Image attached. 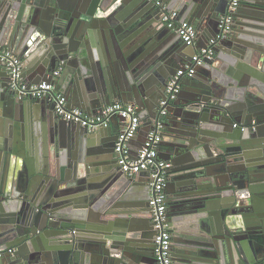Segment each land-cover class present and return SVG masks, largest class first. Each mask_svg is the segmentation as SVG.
I'll return each mask as SVG.
<instances>
[{"label":"water","instance_id":"obj_1","mask_svg":"<svg viewBox=\"0 0 264 264\" xmlns=\"http://www.w3.org/2000/svg\"><path fill=\"white\" fill-rule=\"evenodd\" d=\"M218 1L0 0V46L71 108L135 104L145 134L168 78L199 48L164 25L161 7L213 35ZM239 9V30L164 117L171 264H264V0ZM9 82L0 63L2 264H156L148 180L137 186L114 158L122 119L90 130Z\"/></svg>","mask_w":264,"mask_h":264},{"label":"built area","instance_id":"obj_2","mask_svg":"<svg viewBox=\"0 0 264 264\" xmlns=\"http://www.w3.org/2000/svg\"><path fill=\"white\" fill-rule=\"evenodd\" d=\"M240 0H227L225 10L218 15L215 32L203 47L198 48L191 61L179 68L167 80L165 98L159 103L157 117L150 123L143 140L134 153L131 141L141 127L137 106L132 103L111 102L101 106L95 114H87L80 108L68 106L66 96L51 82L29 83L23 77L24 65L22 60L10 50L0 46V63L9 77L12 90L21 97L41 98L53 105L54 113L61 119L79 123L90 130L106 127L111 118L118 115L122 119V129L114 144V158L119 170L126 175L146 172L149 184L148 210L151 215L154 230V258L156 264H171V233L167 222V168L169 162L161 159L158 149L162 141L165 116L169 102L173 101L182 89L184 79L194 77L197 69L214 60L215 48L231 37L234 14ZM160 19L164 25L177 34L185 44H194L197 39L195 24L189 20H180L179 12L175 9L161 7ZM59 69L54 72L56 76ZM14 248L6 252L12 253ZM5 251L0 250V258Z\"/></svg>","mask_w":264,"mask_h":264},{"label":"crops","instance_id":"obj_3","mask_svg":"<svg viewBox=\"0 0 264 264\" xmlns=\"http://www.w3.org/2000/svg\"><path fill=\"white\" fill-rule=\"evenodd\" d=\"M218 1V0H217ZM226 4H227V0H219L218 1V8H217V11L219 12V11H221L219 14H221L224 10H225V7H226ZM239 8H240V6H239ZM239 8H237V10H236V14H239L240 16H242V15H245V13L243 12V11H239L240 9ZM178 11V10H177ZM179 12V11H178ZM218 14V13H217ZM179 15H181L180 14V12H179ZM234 16H235V14H234ZM187 19L190 21V22H192L193 24H195V27H196V29H197V39H196V41H195V44H197L198 45V47L200 48V47H203L204 46V44L206 43V40L211 36L210 34H209V28L208 27H203L202 29H200V28H198V26L196 25V20H194V18L193 17H187ZM62 24V23H61ZM216 26V25H215ZM215 29V28H214ZM239 30V27L237 26V25H234V22H233V25H232V30ZM232 32V31H231ZM254 37H257V36H254ZM215 54H216V52H215ZM24 65V64H23ZM25 79V78H24ZM27 81V80H26ZM28 82V81H27ZM133 104V103H132ZM146 118H148V117H146ZM146 118H144V120L146 119ZM144 120H142V122H141V127H140V130H139V132L137 133V135L135 136V138L131 141V148H132V150H133V153H134V151H135V149H137L138 147H139V145H140V143L142 142V140H143V136H144V134H143V127H142V125L144 124ZM120 124V125H119ZM121 130L122 129V123H120V121L118 120V122L116 121V119H114V121H113V130L115 131V132H118V130ZM160 148H161V150H160ZM158 155H159V157L161 158V159H163V155H165V149L164 148H162V147H160L159 146V149H158ZM146 180H148V176H147V173L146 172H140V173H138V179H137V186H143L144 184H145V181ZM168 201V200H167ZM2 259L0 258V264H2Z\"/></svg>","mask_w":264,"mask_h":264},{"label":"flooded vegetation","instance_id":"obj_4","mask_svg":"<svg viewBox=\"0 0 264 264\" xmlns=\"http://www.w3.org/2000/svg\"><path fill=\"white\" fill-rule=\"evenodd\" d=\"M240 4H241V0H240V3H239V6H240ZM239 6H238V7H239ZM170 31H171V30H170ZM168 227H169V225H168ZM169 231H170V227H169ZM170 233H171V232H170Z\"/></svg>","mask_w":264,"mask_h":264}]
</instances>
